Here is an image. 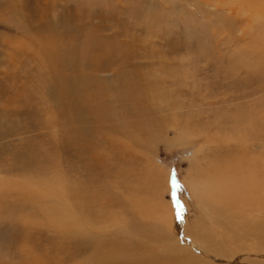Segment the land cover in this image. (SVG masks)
<instances>
[{
	"label": "rangeland",
	"instance_id": "374dc122",
	"mask_svg": "<svg viewBox=\"0 0 264 264\" xmlns=\"http://www.w3.org/2000/svg\"><path fill=\"white\" fill-rule=\"evenodd\" d=\"M226 1L229 4L222 7L216 0L3 1L6 4L0 6V264H86L87 255L91 254L88 250L78 255V247L74 248L60 237L63 231L56 223L59 218L51 215L55 202H46L45 207L36 202L39 196H51L55 192L49 191L45 178L41 181L44 189L38 184V177L44 176L37 170L39 158L50 170L47 177L54 176L55 179L58 175L56 180L61 184L80 189L91 183L96 190L104 184L109 191L103 205L114 215L121 212L120 205L115 202L116 196L124 198L131 194L132 190L125 188L139 182L136 175L147 172L152 178L144 192L148 191L150 203L155 201L163 207L165 216L173 213L172 220L176 224L194 223L198 210L192 184L193 171L195 167H203L218 146L227 145L221 137L223 132L219 133L213 126L216 117L226 120L228 114L240 109L246 113L260 112L264 105L261 81H252L254 86L247 83L249 77L256 76L255 72L250 71L247 75L246 71L239 70L232 77L225 73L237 51L248 55V49L242 47L250 43L245 24L237 26L234 32H221V35L210 28L211 21H217L216 15L230 16L228 7L237 3V0ZM191 13L195 16L194 21L187 20L189 16L186 14ZM150 18L155 24L150 25ZM251 29L248 28V32L252 34ZM83 44H86L84 52L75 47ZM203 46L206 53L202 56ZM69 48L71 52H68ZM59 57L67 62L65 67L69 70L78 72L75 66L80 65L85 71L82 77L78 74L72 77L69 91V98L74 94L71 98L78 99L87 108L83 124L89 134H85L84 142L91 146V150L84 155H80L78 144L69 146L61 137L57 122L61 115L47 98L45 85L41 82L52 75L46 64ZM177 68L178 75L167 73ZM116 69L128 73L126 82L120 79ZM237 80L245 83L243 88ZM100 87L105 93L102 94ZM237 90L247 98L236 99L230 110L224 109L225 103L218 98L227 92L236 95ZM168 95L173 97L171 106L164 99ZM92 105L110 109L113 115L125 111L123 116L135 124L139 121L136 111L143 110L152 116V120L161 114L166 122L175 114L179 121L186 120L196 128L212 126V130L208 128L212 140L207 143L211 137L204 132H185L188 135L182 137L179 136L181 130L167 125L157 138L154 137L153 143L136 149L134 156L131 155L137 161L134 171L131 169L121 177L117 168L131 157L113 152L116 150L117 153V149L129 141L120 134L112 135L107 126L94 134L89 129L96 121L92 111L88 114ZM156 107L165 110L159 112ZM215 112L218 115L215 116ZM50 116L55 117L56 123L47 122ZM109 136L114 137L120 146L116 147ZM261 148L255 156L262 153ZM35 156L37 158L33 160ZM56 167L60 170L54 171ZM174 181L182 187L173 189ZM122 183L127 187H121ZM41 190L47 194H42ZM174 190L179 203L172 197ZM61 202L62 206L70 207L68 200ZM99 207L93 204L91 212ZM75 215L80 216L78 210ZM113 216L101 224L108 226L110 221L113 225ZM139 218L145 225L157 224L156 219L146 215ZM99 220L94 219L95 222ZM112 227H109L111 231ZM122 228L121 225L118 229ZM220 234L224 235V232ZM200 254L196 252L197 257Z\"/></svg>",
	"mask_w": 264,
	"mask_h": 264
},
{
	"label": "bare ground",
	"instance_id": "6f19581e",
	"mask_svg": "<svg viewBox=\"0 0 264 264\" xmlns=\"http://www.w3.org/2000/svg\"><path fill=\"white\" fill-rule=\"evenodd\" d=\"M3 1L0 0V6L6 4ZM216 1L221 7L229 4L226 0ZM228 9L229 11L231 10L230 16L216 15L217 21H211L210 28L221 35V32H234L237 26L245 24L246 31H244L245 34H249L250 43L242 47L248 49V55L246 54L247 52L237 51L236 56H234L235 60L230 62V66L225 73L228 77H232L239 70L242 72L246 71L247 75H249L250 71L255 72L256 76L254 78L249 77L247 83L254 86L255 83L252 84V81H261L259 83L264 86V0H237V3L230 5ZM186 15L187 17L189 16L187 20L194 21L195 16L193 17L192 13L191 15ZM153 24L155 22L153 18H150V25ZM248 28H252V34L248 32ZM75 47L84 52L86 44ZM64 48H67V46ZM68 52H71L70 48ZM205 53L206 49L203 46L201 55L203 56ZM73 60L76 59L74 58ZM126 61L123 62L125 66H127ZM66 64L67 62L62 57L51 60L46 65L50 69L47 71L52 72V75H49L41 82L45 85L47 98L61 115L60 119L57 120L60 125L61 137L67 140L66 142L69 146L78 144L80 155H84V152L87 154L91 150V146H87L88 144L84 142L85 134L88 133L86 124H83L87 108L78 99L71 98L74 94L69 98V91L72 86V77L74 78L76 74L82 77L85 71L81 70L79 65L78 67L75 66V70L78 72H73L65 67ZM178 69H170L167 73L178 75ZM116 71L120 79L126 82L127 77L125 76H128V73L117 69ZM150 82L151 79L149 80ZM238 83L241 82L238 81ZM244 85L245 83H241V88ZM99 90L102 94L105 93L103 87H100ZM133 91L131 90L130 93L133 94ZM21 93L23 92L21 91ZM228 93L218 98V100L225 103L224 109L226 108V110H230L229 108L233 107V102H236V99L247 98H245V94L240 93V90H237L238 94L236 95H229ZM174 94L172 92L173 97L176 98ZM173 97L168 95L164 98L168 100V106H171L170 101ZM217 102L219 103V101ZM255 102L257 101L253 103ZM176 103L181 105L177 101ZM236 109L239 108L237 107ZM260 109L261 113L257 110L258 113L256 111L246 113L243 109L232 111L233 114H228L226 120H219L218 116L216 117V123L213 126L219 133L223 132L221 137L226 141L224 143L227 145L218 146L217 150L211 153L212 156L209 155L207 157L206 164L203 167H195L193 171L192 184L195 189L194 194L196 196L194 199L196 200L197 206H195L198 210V215L192 224H176V221L172 220L174 219L173 213L165 216L163 207L155 201L150 203L147 195L148 191L144 192V187L150 184V178L152 177L146 171H144L146 173L143 175H136L139 177V182L131 183L128 187L123 183L120 184L121 187H127L125 189L129 188L132 191L131 194L124 198H117L116 196L115 202L120 205L121 212L114 215L105 209L106 205H103L104 199L107 198L106 193L109 191L104 184V187L97 190L91 183L85 184L80 189L77 186H70L71 184H61L60 181L56 180L58 175L55 179L54 176L47 177L50 170L48 166H45V162L41 161L42 158H39L40 164L37 170L39 175L44 176L38 177L40 182L38 184L41 189H44V182L41 181H44L43 179L45 178V181L48 180L46 183L50 188L49 191L55 190V192L51 196L45 195L41 197L38 195L36 202L38 204L42 203L43 207H45L44 203L46 202H49V204L52 201L55 202L56 206L53 205V208L56 211L53 210L51 215L59 218L56 219L58 220L56 223L61 226L60 230L63 231L60 237H64V240L71 243V246L74 245V248L78 247V249L76 248L78 255H82L89 250L91 254L87 255V260L85 259L89 264H264V105ZM109 110L105 107L100 108L97 105H92V107L88 108V114L92 111L93 115H95L94 118H96L94 124H91V128L94 126V129L90 127L89 129L95 134L107 126L112 135L120 134L125 137L129 143L127 142L124 146H120L116 143L114 137L109 136L116 147L120 146L117 149V153H115V149V152H113L114 150L112 151L119 156H134L137 148L153 143L154 137L157 138L161 129H166L167 125H174L176 130H181L179 136L182 137H186L191 132L197 134L204 132L211 137L208 128L213 129L212 126L205 125H201L200 128L198 126V128L193 127L186 120L179 121L175 114L169 117L167 122L165 118L160 116L161 114L152 120V116L149 117L146 112H142V108V111L135 112L139 116V121L135 124L126 119V116H123L125 111L113 115ZM164 110V107L157 108L159 112ZM117 115H120V117L113 118ZM216 115H218L217 112H215ZM51 116L49 118L46 117L48 118L47 122L54 123L56 119ZM190 129L192 130L189 131ZM185 132L188 133L186 134ZM207 140L206 142L208 143L212 140V137ZM224 146L227 147L225 148ZM260 146L262 147V153H258L259 156H255V152ZM36 156L33 160L37 158ZM135 158H128L127 162L118 166L117 174L125 177L130 173L129 170L132 169L134 171V165L137 163ZM44 170V174H41ZM59 170V167L54 168V171ZM42 194L47 193L43 192ZM90 194H93V196H90ZM61 200H68L70 209L62 206ZM32 202L34 201L32 200ZM93 204H97L100 207L91 212ZM152 205L154 206L152 207ZM77 210L80 213L79 217L75 215ZM85 214H93L95 217H88ZM141 215L156 219L157 224L155 226L145 225L139 218ZM112 216L114 224L110 225V221L107 222L109 227L113 226L111 231L107 225L103 226L104 223L101 224V222L108 221ZM94 219L100 220L95 222ZM161 219L163 220L161 221ZM118 225L120 227L122 225L123 228L118 229ZM221 231L224 232V235L220 234ZM184 237L192 240H184ZM153 244H159V246L157 247ZM62 245H64L63 242ZM86 245L88 246L86 247ZM71 246L69 245L70 248H72ZM197 251L201 253L198 257L196 255Z\"/></svg>",
	"mask_w": 264,
	"mask_h": 264
},
{
	"label": "snow or ice",
	"instance_id": "6c2138e0",
	"mask_svg": "<svg viewBox=\"0 0 264 264\" xmlns=\"http://www.w3.org/2000/svg\"><path fill=\"white\" fill-rule=\"evenodd\" d=\"M179 187H182V186L179 185L178 182L174 181L173 182V189H176V188H179ZM172 197L177 203H179L178 194H177V192L175 190L172 192Z\"/></svg>",
	"mask_w": 264,
	"mask_h": 264
}]
</instances>
